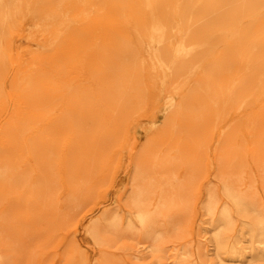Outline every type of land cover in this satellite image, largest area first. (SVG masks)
<instances>
[{"label":"rangeland","instance_id":"obj_1","mask_svg":"<svg viewBox=\"0 0 264 264\" xmlns=\"http://www.w3.org/2000/svg\"><path fill=\"white\" fill-rule=\"evenodd\" d=\"M101 2L0 0V124L11 127L0 125V264H219L206 202L226 201L228 185L264 210V69L255 54L240 64L233 47L236 35L264 37V0ZM135 194L151 235L127 227ZM115 214L119 225L107 227ZM242 227L236 220L232 236Z\"/></svg>","mask_w":264,"mask_h":264},{"label":"bare ground","instance_id":"obj_2","mask_svg":"<svg viewBox=\"0 0 264 264\" xmlns=\"http://www.w3.org/2000/svg\"><path fill=\"white\" fill-rule=\"evenodd\" d=\"M100 1H102L101 3H102V5L104 4L103 3V0H100ZM66 2V1H65ZM64 2V3H65ZM93 2H95V3H99V1H93ZM42 3H43V1H42ZM63 3V4H64ZM105 3H107V1L105 2ZM62 4V5H63ZM61 5V6H62ZM66 5V4H65ZM99 5L100 4H98V7H99ZM105 5V4H104ZM47 6V5H46ZM53 6V5H52ZM66 6H68V5H66ZM65 6V7H66ZM57 7V6H56ZM63 7V6H62ZM103 7V6H102ZM148 7H150V6H148ZM45 8V7H44ZM105 8V7H104ZM108 8V7H107ZM118 8V7H117ZM125 8H126V6H125ZM52 9H55V7L53 6V8ZM60 9H61V7H60ZM101 9H103V8H101ZM129 9H130V7H129ZM151 9H153L152 7L150 8V10ZM49 10H50V8H49ZM56 10H58L59 11V9H56ZM56 10H55V12H56ZM62 11L61 12H63V9H61ZM65 10V9H64ZM104 10V9H103ZM154 10V9H153ZM152 10V11H153ZM117 11V10H116ZM50 12H51V10H50ZM53 12V11H52ZM115 12V11H114ZM113 12V13H114ZM151 12V11H150ZM54 13V12H53ZM104 13V12H103ZM105 13H106V11H105ZM121 13V12H120ZM144 13V12H143ZM153 13V12H152ZM156 13V12H155ZM63 14V13H62ZM117 14H119V12H117ZM123 14V13H122ZM154 14V13H153ZM61 15V14H60ZM116 15V14H115ZM124 15V14H123ZM146 15V14H145ZM148 15V14H147ZM63 16V15H62ZM62 16L60 17H58V18H60L61 20H62ZM149 16V15H148ZM147 16V17H148ZM157 16V15H156ZM44 17V16H43ZM47 17V16H46ZM45 17V18H46ZM50 17V16H49ZM54 18H56L55 16H53ZM64 17V19L65 18H67L66 16H63ZM120 17V16H119ZM149 17H152V16H149ZM149 17H148V20H149ZM42 18V17H41ZM106 18V17H105ZM154 18H156V17H154ZM153 17H152V19H150V20H152V23L153 22H155ZM158 18V17H157ZM43 19V18H42ZM47 19V18H46ZM45 19V21H47ZM99 19V18H98ZM154 19V20H153ZM8 19L6 18V21H7ZM39 20H40V18H39ZM101 20H103V19H101ZM106 20V19H105ZM146 20H147V18H146ZM147 20V21H148ZM159 20V19H158ZM49 21V20H48ZM57 21V20H56ZM64 21H66V20H64ZM163 21V20H162ZM68 22V21H67ZM70 22V21H69ZM149 23H151L150 21H148ZM157 22H159V21H157ZM168 22V21H167ZM65 23V22H64ZM151 23V24H152ZM43 24V23H42ZM68 24V23H67ZM66 24V26L67 27H69V25L71 24V23H69L68 25ZM160 24V23H159ZM154 26H156V24H153ZM157 25H158V23H157ZM163 25V24H162ZM149 26V25H148ZM159 26V25H158ZM205 25H203L202 27H204ZM71 27V26H70ZM99 27V26H98ZM160 28H161V25L159 26ZM158 27V28H159ZM38 28H39V26H38ZM157 28V26H156V30L158 29ZM68 29V28H67ZM87 29V28H86ZM96 29V28H95ZM94 29V30H95ZM168 29V28H167ZM41 30V29H40ZM48 30V29H47ZM71 30H73V27H72V29ZM203 30H204V28H203ZM50 31V30H49ZM52 32V31H51ZM95 32V31H94ZM154 32V31H153ZM201 32V31H200ZM205 32V31H204ZM47 33V32H46ZM36 34V33H35ZM94 34V33H93ZM152 34V33H151ZM161 34V33H160ZM165 34V33H164ZM216 33H214V34H212V35H215ZM218 34V33H217ZM53 35V34H52ZM52 35H49V37L50 36H52ZM54 35H55V33H54ZM150 35V34H149ZM202 35V36H201ZM201 35H197L198 36V38H203L204 37V35L203 34H201ZM232 35V34H231ZM245 34H240V35H236V36H234L233 38H234V46L232 45L233 43H231V46H233V47H235V45H236V47L239 49V50H241L242 51V53H244V54H240V52H238L240 55H239V57H240V60H239V62H240V64H245V62H246V59H247V57H246V55H248V54H251V56H253V54H255L254 55V58H255V56H256V58H255V60L253 59V63L255 64V65H257V66H260V67H262L263 69H264V37H256L255 36V38H253V39H249V36H248V34L247 35H245ZM35 36V35H34ZM43 36V35H42ZM46 36H47V34H46ZM46 36H44V37H46ZM158 36H159V34H158ZM161 36V35H160ZM220 36V34L218 35V37ZM43 37V38H44ZM150 37V36H149ZM215 38H216V35L214 36ZM223 37V35L221 34V36L219 37L220 39ZM225 37V36H224ZM21 38V37H20ZM36 38V37H35ZM42 38V37H41ZM53 38H55V36L53 37ZM51 39L50 38V40L53 42V40L54 39ZM200 38V39H201ZM252 38V37H251ZM22 39V38H21ZM31 39V38H30ZM47 39V38H46ZM160 39H161V37H160ZM199 39V40H200ZM204 39L205 40H207V39H209V38H207V37H204ZM214 39V38H213ZM230 39H231V37H230ZM48 40V39H47ZM161 40H163V39H161ZM215 40H217V39H215ZM219 40V39H218ZM18 41H20V40H18ZM17 41V42H18ZM73 41V40H72ZM164 41V40H163ZM177 41V40H176ZM200 41H202V40H200ZM21 42V41H20ZM19 42V43H20ZM41 42V44H42V42H43V40H41L40 41ZM46 42V41H45ZM159 42V41H158ZM203 42H204V40H203ZM206 43H207V41H205ZM204 42V43H205ZM209 42V41H208ZM213 42H214V40H213ZM217 42V41H216ZM215 42V43H216ZM220 42H221V40H220ZM156 43H157V41H156ZM162 43H164V42H162ZM205 43V44H206ZM219 43V42H218ZM47 44V43H46ZM53 44V43H52ZM157 44H159V43H157ZM208 44V43H207ZM222 44V43H221ZM150 45V44H149ZM180 45V44H179ZM196 45V44H195ZM47 46V45H46ZM48 46H49V44H48ZM47 46V47H48ZM53 46H55V45H52V47ZM168 46V45H167ZM182 47H183V45H181ZM190 46V45H189ZM194 46V45H193ZM217 46V45H216ZM239 46H242V48L243 49H247V47L246 46H248V50H242V49H240V47ZM246 47V48H244V47ZM60 47V46H59ZM200 47V46H199ZM201 47H204V46H202L201 45ZM229 47H230V44H229ZM32 48V47H31ZM44 48H46V47H42V49H44ZM49 48V47H48ZM45 49V51H47L48 52V50L49 49ZM55 48H57V46L55 47ZM168 48V47H167ZM179 48V47H178ZM183 48H186V47H183ZM182 48V49H183ZM206 48V47H205ZM216 48V47H215ZM250 48V49H249ZM42 49H40V50H42ZM57 49H59V48H57ZM61 49V48H60ZM62 49H63V47H62ZM181 49V48H180ZM181 49V50H182ZM192 49V48H191ZM207 49V48H206ZM206 49H204L205 50V52H206ZM169 50V49H168ZM184 50V49H183ZM199 49H197V51H198ZM204 50H203V52H204ZM226 50V49H225ZM36 51V50H35ZM42 51H44V50H42ZM41 51V52H42ZM44 51V52H45ZM170 51V50H169ZM178 51V50H177ZM190 51V50H189ZM223 51V50H222ZM228 51V50H227ZM238 51V50H237ZM37 52H38V50H37ZM37 52H36V54H37ZM193 51H191V53H192ZM200 52V53H199ZM202 52V50H200V51H198L197 53H199V55H201V53H203ZM208 52V51H207ZM206 52V53H207ZM228 52H230V51H228ZM39 53V52H38ZM181 53V55H184L185 54V52H183L182 53V51L180 52ZM179 53V54H180ZM190 52H189V54H191ZM231 53H233L232 54V56L231 57H233L234 59H238V58H236L235 57V55L237 54V52L235 53V55H234V52H231ZM231 53H229V54H231ZM174 54V53H173ZM178 54V53H177ZM175 55H176V53H175ZM175 55H174V57H175ZM29 56H30V54H29ZM32 56V55H31ZM188 56V55H187ZM191 56H192V54H191ZM191 56H189L190 58H191ZM202 57H204L205 55L204 54H202L201 55ZM237 56V55H236ZM176 57H178V56H176ZM176 57H175V59H176ZM179 57H180V55H179ZM193 57H195L194 55L192 56V58ZM217 57V56H216ZM248 57H250V56H248ZM185 58V57H184ZM180 59V58H179ZM187 59V58H186ZM189 59V58H188ZM195 59V62H197L196 61V58H194ZM218 59H219V56H218ZM32 60V59H31ZM56 60V59H55ZM59 60V59H58ZM181 60V59H180ZM179 60V61H180ZM192 60L193 59H190V61L192 62ZM213 60L215 61V59H214V57H213ZM249 60V59H248ZM2 61V60H1ZM29 61V59H27L25 62H26V64H27V62ZM45 61V60H44ZM173 61H174V58H173ZM172 60L170 61V62H173ZM251 61H252V59H251ZM251 61H249V63L251 62ZM65 62V61H64ZM70 62V61H69ZM169 62V63H170ZM191 62L189 63L190 65H191ZM229 63H230V61H228ZM7 63V62H6ZM10 63V62H9ZM8 63V65H10ZM14 63V62H13ZM30 63V62H29ZM176 64H177V62H175ZM186 63H188V62H186ZM185 63V64H186ZM194 63V62H193ZM193 63H192V66H193ZM198 63V62H197ZM212 63V62H211ZM216 63H217V60H216ZM215 62L213 63L214 65L216 64ZM228 63V64H229ZM248 63V61L246 62V64ZM253 63H251V65H252V67H253ZM1 64V63H0ZM23 64V63H22ZM35 64V63H34ZM75 64V63H74ZM171 64V63H170ZM196 64V63H195ZM210 64V63H209ZM231 64L233 65V63L231 62ZM239 64V65H240ZM246 64H245V66H246ZM5 65H7V64H5ZM8 65H7V68H8ZM29 65V64H28ZM37 65V64H36ZM179 65V64H178ZM183 65V64H182ZM187 65V64H186ZM190 65H187V66H190ZM217 65V64H216ZM219 65V64H218ZM232 65H230V66H227L228 68L229 67H231V69H232ZM254 65V67H256ZM2 66H4L3 64H2ZM31 66V65H30ZM34 66V65H33ZM39 66H40V64H39ZM63 66V65H62ZM181 66V65H180ZM222 66V65H221ZM28 67V66H27ZM218 67V66H217ZM259 67V69H261ZM1 68V67H0ZM12 68V67H11ZM14 68V67H13ZM37 68V67H36ZM68 68V67H67ZM205 68V67H204ZM213 68H214V66H213ZM238 68V67H237ZM237 68H235V71H237L236 69ZM243 68H246V67H243ZM248 68V67H247ZM249 68H250V66H249ZM30 69H32V68H30ZM29 69V70H30ZM55 69V68H54ZM58 69V68H57ZM189 69H191L190 67H189ZM197 69H198V67H197ZM230 69V68H229ZM254 69V68H253ZM15 70V69H14ZM26 70H28V69H26ZM187 70H188V68H187ZM213 70V69H212ZM246 70V69H245ZM248 71H249V69H247ZM256 70V69H255ZM255 70H254V72H255ZM32 71V70H31ZM34 71V70H33ZM36 71H38V70H36ZM214 71V70H213ZM231 71V70H230ZM233 71V70H232ZM231 71V72H232ZM238 71H239V68H238ZM238 71H237V73H238ZM241 71H242V69H241ZM253 71V70H252ZM251 71V72H252ZM180 72V71H179ZM216 72H218V71H216ZM223 72H224V68H223ZM227 73L229 72V70H227L226 71ZM230 72V73H231ZM245 72V71H244ZM243 72V73H244ZM251 72H249V73H251ZM8 73V72H7ZM6 73V74H7ZM18 73V72H17ZM26 73V72H25ZM29 73V72H28ZM27 73V74H28ZM47 73V72H46ZM73 73V72H72ZM186 73H187V71H186ZM242 73V72H241ZM248 73V72H247ZM253 73V72H252ZM251 73V74H252ZM5 74V73H4ZM19 74V73H18ZM37 74V73H36ZM216 74V73H215ZM234 74V73H233ZM239 74V73H238ZM237 74V75H238ZM257 74H258V69H257ZM1 75H3V74H1ZM15 75V74H14ZM32 75V74H31ZM33 75H35V73L33 74ZM72 75H74V74H72ZM178 75H179V73H178ZM181 75V74H180ZM184 75H185V73H184ZM235 75V74H234ZM244 75V74H243ZM249 75V74H248ZM254 75H255V73H254ZM264 75V74H263ZM250 76V75H249ZM258 75H256V77H257ZM26 77H27V75H26ZM86 77H88L87 76V74H86ZM173 77H176V75L174 76H171V78H173ZM187 77H188V75H187ZM218 77H220V76H218ZM240 77V76H239ZM244 77V76H243ZM252 77H253V75H252ZM252 77H250V78H252ZM261 77H263V76H261ZM260 77V78H261ZM35 78V77H34ZM178 78H180L179 76L177 77V79ZM235 78H238V77H236L235 76ZM240 78H242V76L240 77ZM255 78V77H254ZM41 79H42V76H41ZM61 80H62V78H60ZM74 79V78H73ZM174 79V78H173ZM187 79V78H186ZM259 78H257V80H258ZM19 80V79H18ZM23 80V79H22ZM30 80V79H29ZM37 80V79H36ZM35 80V81H36ZM54 80H55V78H54ZM64 80V79H63ZM91 80V79H90ZM231 80V79H230ZM238 80H239V78H238ZM255 80V79H254ZM263 80V79H262ZM66 81H67V79H66ZM65 81V82H66ZM171 81H174V80H172L171 79ZM237 80H235L234 82H236ZM243 81V80H242ZM256 81V80H255ZM255 81H253V82H255ZM3 82V81H2ZM62 82V81H61ZM60 82V83H61ZM28 83V82H27ZM41 83H42V81H41ZM63 83V82H62ZM74 83H76V81L74 80ZM87 83H91V82H89V80L87 81ZM93 83V82H92ZM179 83H180V81H179ZM232 83H233V81H232ZM256 83V82H255ZM258 83V82H257ZM264 83V82H263ZM17 84V83H16ZM26 84V83H25ZM30 84V83H29ZM28 84V85H29ZM68 84H73V83H71V82H69ZM101 84V83H100ZM119 84V83H118ZM172 84V83H171ZM207 84H209V83H207ZM243 84V83H242ZM252 84V83H251ZM259 84H260V82H259ZM262 84V83H261ZM260 84V85H261ZM3 85V84H2ZM22 85V84H21ZM35 85V84H34ZM49 85H50V83H49ZM60 85V84H59ZM64 85V84H63ZM90 85H93V84H90ZM170 85V84H169ZM175 85V84H174ZM211 85V84H210ZM236 85V84H235ZM246 85V84H245ZM248 85H250V84H248ZM247 85V86H248ZM255 85V84H254ZM254 85H252V86H254ZM263 85V87H264V84H262ZM62 86V85H61ZM66 86V85H65ZM233 85H230V88H229V90L231 89V87H232ZM71 87V86H70ZM70 87H68L67 89H65V90H69L70 89ZM89 87V86H88ZM91 87V86H90ZM89 87V88H90ZM97 87V86H96ZM121 86H119V88H120ZM174 87V86H173ZM199 87H201V85H199ZM212 87V86H211ZM236 89H235V88ZM242 87V86H241ZM240 87V88H241ZM249 87V89H250V87L251 86H248ZM257 87V86H256ZM262 87V86H261ZM260 87V88H261ZM17 88V87H16ZM28 88V87H27ZM51 88V87H50ZM62 88V87H61ZM223 88V87H222ZM227 88V87H226ZM234 88V89H233ZM237 88L238 87H236V86H233L232 87V89L235 91V90H237ZM247 88V87H246ZM253 88V87H252ZM252 88H251V90H252ZM258 88H259V86H258ZM259 88V89H260ZM71 89H72V87H71ZM122 89V88H121ZM202 89V88H201ZM242 89V88H241ZM262 89V88H261ZM260 89V90H261ZM64 90V91H65ZM74 90V92H76L75 91V89H73ZM77 90H80V89H77ZM81 90H83L82 88H81ZM233 90H232V93H233ZM250 90V91H251ZM23 91V90H22ZM32 91V90H31ZM30 91V92H31ZM63 90H62V92H64ZM144 91V90H143ZM148 90H147V88H146V93H148L147 92ZM190 91H191V89H190ZM198 91H199V89H198ZM212 92H213V90H211ZM244 91V90H243ZM247 91H249V90H247ZM254 91V90H253ZM255 91H257V93L259 94V92H258V90H257V88H256V90ZM263 91H264V89H263ZM9 92V91H8ZM33 92V91H32ZM50 92H53V90L51 91L50 90ZM49 92V93H50ZM83 92V91H82ZM225 92H229L228 90H225ZM262 92V91H261ZM22 93V92H21ZM20 93V94H21ZM34 93H35V90H34ZM127 93V92H126ZM218 93V92H217ZM221 93V92H220ZM231 93V92H230ZM246 93V92H245ZM247 93H249V92H247ZM89 94V93H88ZM123 95H124V93H122ZM237 94V93H236ZM244 94V93H243ZM242 94V96H244ZM254 94H256V93H254ZM253 94V95H254ZM257 94V95H258ZM263 94H264V92H263ZM262 94V95H263ZM12 95V94H11ZM18 95V94H17ZM50 95H51V93H50ZM49 95V96H50ZM64 95V94H63ZM73 95V94H72ZM128 95V94H127ZM202 95V94H201ZM200 95V96H201ZM239 95V94H238ZM248 94H245V96H247ZM252 95V94H251ZM250 95V96H251ZM256 95V96H257ZM262 95H260V96H262ZM25 96V95H24ZM23 96V97H24ZM69 96V95H68ZM205 96H207V94L206 95H203V98L205 97ZM225 96H228V95H225ZM224 96V97H225ZM240 96H241V93H240ZM239 96V97H240ZM250 96H248V97H250ZM260 96H259V98H260ZM52 97H54V95L52 96ZM80 97V96H79ZM137 97V96H136ZM248 97H247V99H248ZM252 98H254L253 96H251ZM16 98V97H15ZM21 98H22V96H21ZM63 98V100H64V97H62ZM195 98V97H194ZM207 98H208V96H207ZM229 98V97H228ZM230 98H231V95H230ZM238 98V97H237ZM237 98H236V100H237ZM242 98V97H241ZM240 98V99H241ZM257 98H258V96L256 97V98H254V99H256L257 100ZM32 99H34V98H32ZM55 99H57V97L56 98H54L53 100H55ZM81 99H83V98H81ZM200 99V98H199ZM225 99V98H224ZM227 99V98H226ZM232 99H233V97H232ZM234 99H235V96H234ZM245 99V98H244ZM254 99H253V101H254ZM66 100V99H65ZM201 100V99H200ZM248 100H250V99H248ZM261 100L263 101V102H261ZM260 101H259V104H261V103H263L264 104V98L263 99H261ZM15 101H17V100H15ZM70 101V100H69ZM69 101L67 102V103H69ZM79 101V100H78ZM181 101V100H180ZM185 101V100H184ZM227 101H230V100H227ZM238 101H240V100H237V102ZM52 102V101H51ZM61 102V101H60ZM75 102V101H74ZM81 102V101H80ZM79 102V103H80ZM249 102H252V101H249ZM261 102V103H260ZM42 103V102H41ZM66 103V104H67ZM229 103H231V101L229 102ZM233 103H235V102H233ZM244 103V102H243ZM245 103H247V100H246V102ZM244 103V104H245ZM256 103V102H255ZM39 104V103H38ZM46 104H48V103H46ZM45 104V105H46ZM232 104V103H231ZM239 104L240 103H238V106H239ZM250 104V103H249ZM263 104H261V105H263ZM43 105V104H42ZM61 104H59V106H60ZM71 105H72V103H71ZM180 105H181V102H180ZM201 105V104H200ZM243 105V104H242ZM241 105V106H242ZM256 105V104H255ZM7 106H8V104H7ZM33 106V105H32ZM41 106V105H40ZM53 106H54V103H53ZM52 106V107H53ZM78 106V105H77ZM124 106V105H123ZM208 106V105H207ZM207 106H205L206 108H207ZM225 106V105H224ZM244 106V105H243ZM252 106V105H251ZM250 106V107H251ZM72 107V106H71ZM79 107V106H78ZM181 107V106H180ZM202 107H203V105H202ZM216 107V106H215ZM247 107V106H246ZM31 109H33V108H31ZM37 109H38V107H37ZM40 110H41V108H39ZM49 109H51V107H49ZM48 109V110H49ZM59 109H60V107H59ZM70 109V108H69ZM174 109H176V108H174ZM247 109H249V107L247 108ZM257 109V108H256ZM13 110V109H12ZM12 110H11V113H12ZM21 110V109H20ZM22 110H24V109H22ZM52 110H54V109H51V111ZM56 110V109H55ZM77 110V109H76ZM109 110V109H108ZM182 110V109H181ZM216 110V109H215ZM26 111V110H25ZM75 111V110H74ZM250 111V110H249ZM43 112H44V110H43ZM42 112V113H43ZM258 112V111H257ZM25 113V112H24ZM29 113V112H28ZM32 113V112H31ZM36 113V112H35ZM41 113V114H42ZM49 113H50V111H49ZM48 112L47 113H45V114H49ZM54 113V112H53ZM52 113V114H53ZM102 113V112H101ZM177 113H179V112H177ZM207 113V112H206ZM216 113H217V111H216ZM245 113H247V112H245ZM13 114V113H12ZM27 114V113H26ZM34 114V113H33ZM40 114V113H39ZM55 114L56 113H54L53 115H54V117H55ZM71 114V113H70ZM139 114V113H138ZM181 114H184V113H181ZM230 114V113H229ZM257 114V113H256ZM49 115H51V113L49 114ZM72 115V114H71ZM106 115V114H105ZM260 115H261V113H260ZM8 116V115H7ZM28 116H30V115H27V117ZM57 116V115H56ZM195 116V115H194ZM9 117L11 118V115H9ZM27 117H24V118H27ZM45 117H47V116H45ZM51 117V116H50ZM53 117V118H54ZM168 117V116H167ZM29 118H31V117H29ZM37 119H40L39 117H36ZM56 118V117H55ZM169 118H171V117H169ZM197 118V117H196ZM257 118H259V117H257V115H256V119ZM42 119V118H41ZM41 119H40V121H41ZM45 119V118H44ZM62 119V118H61ZM4 120V119H3ZM7 120V122H8V119H6ZM43 120V119H42ZM49 120V118L47 119V121ZM63 121H64V119H62ZM264 120V119H263ZM37 121V120H36ZM47 121H45L44 120V122H47ZM55 121V120H54ZM57 121V120H56ZM197 121H198V119H197ZM12 122H13V120H12ZM219 122H221V121H219ZM260 122H261V119H260ZM0 123H1V121H0ZM51 123L52 124H54V125H57L58 126V124L57 123H53L52 121H51ZM176 123H178V122H176ZM6 124V123H5ZM11 124H13V123H11ZM11 124H9V125H11ZM37 124V123H36ZM44 124V123H43ZM51 124V125H52ZM2 127L1 128H4V127H8V128H11L10 126H4V124L2 125V124H0ZM26 125V124H25ZM38 125V124H37ZM42 125V124H41ZM202 125V124H201ZM234 125V124H233ZM12 126V125H11ZM36 126V125H35ZM39 126V128H41L42 126H40V125H38ZM37 126V127H38ZM50 127V126H49ZM0 128V129H1ZM46 128V127H45ZM58 128V127H57ZM175 128V127H174ZM7 129V128H6ZM12 129L13 130H11L10 129V131H14L15 129H14V126H12ZM2 130V129H1ZM8 130V129H7ZM225 131V130H224ZM1 132V131H0ZM55 132H57V131H55ZM181 132V131H180ZM220 132V131H219ZM6 133V132H5ZM11 133V132H10ZM10 133H8V131H7V134H10ZM53 133H54V131H53ZM58 133V132H57ZM240 133V132H239ZM7 134H5V135H7ZM13 134V133H12ZM55 134V133H54ZM241 134V133H240ZM3 135V133H1V137H3L4 138V136H2ZM14 136V135H13ZM12 135H10L9 137H12L13 139H14V137H13ZM51 136V135H50ZM49 136V137H50ZM241 136V135H240ZM0 137V138H1ZM220 137V136H219ZM8 138V137H7ZM12 138H10L14 143H15V146L17 145L16 144V142L12 139ZM51 138V137H50ZM50 138H48V139H50ZM243 138V137H242ZM9 139V140H10ZM245 139H246V137H245ZM1 140H3V139H1ZM1 140H0V145H1ZM5 140V139H4ZM8 140V139H7ZM231 141V140H230ZM54 142V141H53ZM53 142H51V149L53 148V146H54V144H53ZM240 142V141H239ZM8 143V141L6 142V144ZM13 143V144H14ZM49 143H50V141H49ZM49 143H48V145H49ZM55 143V145H56V142H54ZM66 143V142H65ZM2 144H3V146H5L4 145V143L2 142ZM11 144H12V142H11ZM12 144V145H13ZM19 144V143H18ZM44 144V143H43ZM52 144H53V146H52ZM48 145H45L44 147H45V151H46V147L48 146ZM63 145H64V143H63ZM8 146H9V144H8ZM10 147V146H9ZM8 147V148H9ZM12 147V146H11ZM11 147H10V149L9 150H11ZM14 147V146H13ZM12 147V148H13ZM50 147H49V149L48 150H50ZM56 147V146H55ZM63 147V146H62ZM2 148V147H1ZM178 148V147H177ZM176 148V149H177ZM2 149H4V148H2ZM5 149H7V147L5 148ZM15 149V148H14ZM13 150V149H12ZM62 150H64V147H63V149H61L60 151L62 152ZM253 150V149H252ZM255 150V149H254ZM3 151H5V150H3ZM44 151V154H46V152H50V151H46L45 152ZM178 151V150H177ZM8 152V151H7ZM61 152H59V153H61ZM244 152V151H243ZM256 152V151H255ZM64 153V152H63ZM63 153H61L60 155H62ZM178 154V153H177ZM47 155V154H46ZM50 156H52V155H50ZM49 156V153H48V155H47V157H50ZM63 156V155H62ZM253 156V155H252ZM64 157V156H63ZM234 157V156H233ZM256 158V157H255ZM233 159V158H232ZM231 159V160H232ZM61 160H62V158H61ZM60 160V161H61ZM54 161V160H53ZM63 161V160H62ZM62 161H61V164H62ZM235 162V161H234ZM158 164V163H157ZM160 165V163L158 164V167H160L159 166ZM254 165V164H253ZM163 166H164V164H163ZM165 168V167H164ZM252 168V167H251ZM168 172H169V170H167ZM166 171V172H167ZM250 172V171H249ZM164 173V172H163ZM171 173V172H170ZM169 173V174H170ZM240 173V172H239ZM257 173V172H256ZM244 174V173H243ZM164 175V174H163ZM237 175V174H236ZM235 175V176H236ZM169 176V175H168ZM261 177H259V179H260ZM162 179V178H161ZM163 181V180H162ZM255 181H257V180H255ZM263 181V180H262ZM223 195H224V197H226L227 198V200L226 201H223V202H221V204H219L218 206H216L215 205V203H213V202H206V204H205V210H206V212L210 215V216H212V217H214V220H215V223L213 224V233H212V239H213V249H214V253H215V255H216V257L218 258V261H219V264H260V261L262 260V259H264V210L261 208V207H259V206H257L256 205V203H254L253 201H251L250 199H248V197H246V196H244V195H242V194H240L238 191H236L235 189H233L231 186H228V185H224V188H223ZM130 205H131V207H134V208H136V211H135V213H134V216H128L127 217V222H126V224H127V227L129 228V229H132L135 225H136V223H138L139 224V226H140V228H142V231H143V233L145 234V235H151L152 234V232H154V230H155V221H154V218H153V216L150 214V213H148V212H145V210L141 207V205H140V203H139V199H138V197H137V195L135 194V195H133V197L131 198V202H130ZM120 220H121V218L117 215V214H115V215H113L112 217H110L109 218V220H107V222H106V225H107V227H111V228H115V227H117L118 225H119V223H120ZM236 220H239V221H241L242 222V224L246 227V231H245V229L243 228L242 229V232H239L238 234H236L235 235V237H233L232 236V231H233V228L235 227V225H236ZM192 226V225H191ZM191 228V227H190ZM200 228V227H199ZM245 231V232H244ZM245 233H246V235H247V239H248V245H246V244H244V236H245ZM197 234V233H196ZM187 236H190L189 234L187 235ZM204 236V235H203ZM208 240V239H207ZM211 240V239H210ZM162 245V244H161ZM182 256V255H181ZM159 260V259H158ZM176 262H178V264H188L189 262H190V260H187V258L186 257H182V258H179V260H175ZM174 261V262H175ZM160 263V262H159ZM162 264V263H161ZM198 264H212V261L211 260H207V259H205V258H201L200 257V259H199V262H198Z\"/></svg>","mask_w":264,"mask_h":264}]
</instances>
